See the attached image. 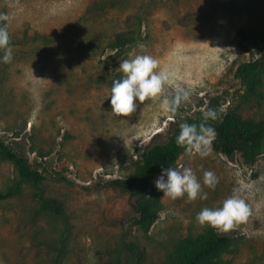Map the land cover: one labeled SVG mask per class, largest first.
Returning a JSON list of instances; mask_svg holds the SVG:
<instances>
[{"label":"rangeland","instance_id":"rangeland-1","mask_svg":"<svg viewBox=\"0 0 264 264\" xmlns=\"http://www.w3.org/2000/svg\"><path fill=\"white\" fill-rule=\"evenodd\" d=\"M0 15L13 53L0 62V141L43 175L37 186L21 180L0 157V193L21 182L0 201V264H56L60 250L61 264H130L138 247L144 264H168L212 233L230 238L221 264H264V149L252 163L212 146L206 156L183 150L167 167L193 169L207 199L164 197L147 232L134 200L110 185L208 109L217 111L211 123L227 113L264 120V74L258 95L236 76L264 55V0H0ZM118 35L134 41L119 47ZM137 54L158 59L169 80L132 115L118 116L110 112L112 81L123 75L119 62ZM179 87L189 98L170 113L163 98ZM205 171L217 177L215 188L203 184ZM236 188L250 204L245 217L227 230L196 221ZM44 200L58 201L63 218Z\"/></svg>","mask_w":264,"mask_h":264},{"label":"trees","instance_id":"trees-1","mask_svg":"<svg viewBox=\"0 0 264 264\" xmlns=\"http://www.w3.org/2000/svg\"><path fill=\"white\" fill-rule=\"evenodd\" d=\"M127 38L125 35H118L117 45L120 47L134 41V38ZM263 74L264 55L257 60L241 64L236 71L237 78L247 87L250 95L259 94ZM202 118L203 114L185 122L199 124ZM207 124L214 127L217 133L212 141V148L227 157L233 158L236 153H239L246 163H252L264 149V120L246 121L240 115L227 113L220 122L207 121ZM179 131L178 126L166 143L148 148L142 155L133 176L125 180L116 179L110 182L113 188L129 194L134 200L132 209L137 216L136 222L146 232L159 218L161 207L162 192L156 189L152 179L157 171L162 170V167L166 168L175 163L184 150L175 142ZM0 157L13 162L21 180L31 182L36 186L41 183L43 175L38 170L32 169L24 157L2 141H0ZM20 190L21 182H18L6 192L0 193V201L14 197ZM44 205L63 218V211L58 201L44 200ZM229 244V237L212 233L200 244L184 245L178 252L172 253L168 264H221L217 258ZM61 255L62 250L58 253L56 264H61ZM144 259L145 252L138 247L136 260H131L130 264H144Z\"/></svg>","mask_w":264,"mask_h":264},{"label":"clouds","instance_id":"clouds-1","mask_svg":"<svg viewBox=\"0 0 264 264\" xmlns=\"http://www.w3.org/2000/svg\"><path fill=\"white\" fill-rule=\"evenodd\" d=\"M0 20L6 21V15H0ZM138 47L143 48V44ZM0 62L9 63L13 59L12 48L7 24H0ZM119 71L123 74L119 79H114L110 88V112L118 116L128 117L137 109L138 103L160 95L169 73L159 68V60L148 54H137L134 57L119 62ZM189 91L183 87L177 88L171 98H163V107L170 113H175L182 101L189 98ZM217 119V111L208 109L203 113L199 124L182 122L180 131L176 136V144L184 148L187 154L208 155L212 141L217 133L214 127L207 124L208 120ZM218 180L212 171L203 173V184L215 188ZM157 190L163 192L164 197L176 199L187 195L189 200L199 197L207 199V193L201 191V183L197 179L193 169L184 167L178 169L169 166L161 170L160 176L154 181ZM250 208L249 202L240 189L233 190V195L227 197L222 205L215 208L205 207L196 214V221L201 225H209L227 230L234 221L245 217Z\"/></svg>","mask_w":264,"mask_h":264}]
</instances>
